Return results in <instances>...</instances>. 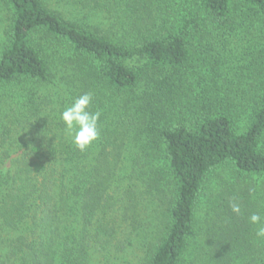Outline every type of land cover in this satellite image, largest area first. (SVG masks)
<instances>
[{
  "label": "trees",
  "instance_id": "trees-1",
  "mask_svg": "<svg viewBox=\"0 0 264 264\" xmlns=\"http://www.w3.org/2000/svg\"><path fill=\"white\" fill-rule=\"evenodd\" d=\"M3 7L0 87L15 91L1 105H17L15 120L0 113L10 264H109L131 247L143 264H264L248 222L264 215V0H131L103 19L46 0ZM86 92L99 137L81 152L59 114ZM221 169L232 179L198 227Z\"/></svg>",
  "mask_w": 264,
  "mask_h": 264
},
{
  "label": "rangeland",
  "instance_id": "rangeland-1",
  "mask_svg": "<svg viewBox=\"0 0 264 264\" xmlns=\"http://www.w3.org/2000/svg\"><path fill=\"white\" fill-rule=\"evenodd\" d=\"M46 1L50 6L54 8H59L60 10H65L68 12L73 11L75 13L76 12L83 13L88 11L91 14H99L98 17H100L101 19H103L102 18L103 16H111V15L118 16L121 14L126 15L125 9L127 5L131 2V0H46ZM2 10L3 11H1L0 13V42L3 41L4 30L8 23V17H9L8 12L4 10V7L2 8ZM51 87H52L51 85L44 84L41 88H39V90L41 93H45V94L52 93L53 95L52 97L58 98V96L54 95V91L57 89L53 88V90H51ZM13 91L15 90H13L12 88L6 90L5 87L3 88L0 87V109H1L0 113H2L3 116H5L4 121L7 120L12 121V119L15 120L16 118L13 114L17 112L16 109L17 105L15 102L14 103L12 102V104L9 105L8 108L1 105L2 99L7 98V93L10 94ZM52 106L53 105L46 106V110L48 111L50 108H52ZM54 106H56V104H54ZM41 107H43V105H41ZM27 110H25V112L27 114H30L27 112ZM50 111H52V109ZM40 113L43 114L44 111L42 110L40 111ZM10 121H8V124H11ZM13 122L14 125H17L15 123L16 121ZM10 165L11 162L8 159L5 165H3V169L7 170ZM230 179H232L231 171L227 169L218 170L216 173L210 176V179L208 180L204 188L202 198L197 210L198 227L203 226L206 223L205 220L207 216H209L211 213L212 210L211 208L213 207V203L215 204V201L216 203L218 202L219 199L218 196L220 195L219 192L222 189L223 182L225 180H230ZM254 227L256 228V226ZM139 248L140 247H135V248L131 247V249H129L126 252L118 253L115 257H113L114 259L110 257V259L106 263L110 264V262L112 261L111 264H143L144 263L143 257L145 253L143 247L141 249ZM0 264H10L6 256V252L3 250V247L1 246H0ZM242 264H257V261L253 259L251 263H247L245 261Z\"/></svg>",
  "mask_w": 264,
  "mask_h": 264
},
{
  "label": "clouds",
  "instance_id": "clouds-1",
  "mask_svg": "<svg viewBox=\"0 0 264 264\" xmlns=\"http://www.w3.org/2000/svg\"><path fill=\"white\" fill-rule=\"evenodd\" d=\"M92 102V93H83L65 106L59 114V119L63 122L66 134L71 137L72 143L81 152L86 151L99 137L98 121L100 113L90 110ZM230 208L237 215L241 212L240 203L236 198L230 201ZM248 222L256 226V238L264 240V215L254 212L248 217Z\"/></svg>",
  "mask_w": 264,
  "mask_h": 264
}]
</instances>
